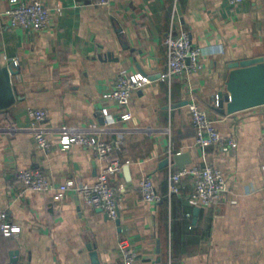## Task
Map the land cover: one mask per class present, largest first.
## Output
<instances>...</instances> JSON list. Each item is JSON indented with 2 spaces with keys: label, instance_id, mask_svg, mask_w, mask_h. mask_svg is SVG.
<instances>
[{
  "label": "crops",
  "instance_id": "crops-1",
  "mask_svg": "<svg viewBox=\"0 0 264 264\" xmlns=\"http://www.w3.org/2000/svg\"><path fill=\"white\" fill-rule=\"evenodd\" d=\"M38 1L50 10L46 30L11 27L0 17V69L18 61L10 77L15 104L0 110V207L20 227L11 236L0 231V264H91L87 243L99 264H121L122 239L137 253L135 264H264V105L233 113L214 108L217 93H227L230 63L261 58L257 64L264 66V0L232 6L226 0ZM8 6L0 0V13ZM171 26L186 29L201 47L198 72L161 76ZM121 70L150 79L132 93L128 121L102 99ZM4 85L0 74V98ZM190 98L214 119L220 135L236 139V147L212 145L200 156L185 104ZM27 106L46 109L48 116L35 125ZM40 126L106 139L122 133L120 149L109 155L122 166L111 176L122 205L116 219L75 191L54 200L52 192L19 185L16 173L24 168L54 184L91 183L100 169L93 152L81 146L39 149L32 132ZM178 152L189 154L188 165L209 163L222 171L226 186L217 201L197 204L189 178L178 194L167 196L169 172L177 167L165 160ZM145 175L162 197L156 204L141 200Z\"/></svg>",
  "mask_w": 264,
  "mask_h": 264
},
{
  "label": "built area",
  "instance_id": "built-area-1",
  "mask_svg": "<svg viewBox=\"0 0 264 264\" xmlns=\"http://www.w3.org/2000/svg\"><path fill=\"white\" fill-rule=\"evenodd\" d=\"M8 1L9 6L0 13V17H5L11 27L33 31H42L48 28L50 10L46 5L38 0ZM92 1L100 6H107L110 2V0ZM243 1L226 0L231 6L241 4ZM56 11L60 13L59 8H56ZM163 44L166 47L167 63L162 77L171 79L176 76H189L202 69L203 64L199 61L202 49L193 43L191 35L186 29H176L171 26L164 36ZM11 64L17 67V59H12ZM149 82L150 79L146 75L121 70L117 73L112 86L102 93V99L106 104H112L118 109L116 116L120 120L128 121L132 117L128 109L132 93ZM186 106L190 114L191 125L195 131L194 141L201 151L200 156H203L204 149L208 146L236 147V139L220 135L214 126V119L198 105L194 98H190ZM25 111L35 125L42 123L48 116L47 110L43 108L27 106ZM101 113L106 119L111 118L107 106L101 107ZM121 134L118 132L115 138L106 139L103 136L87 132L71 131L66 126L34 127L32 137L39 149L50 151L54 145L61 149H69L72 145L81 146L93 152L95 158L100 162V169L91 183H75L68 180L61 184H54L41 171L24 168L16 173L18 183L27 190L52 192L54 200L62 199L67 191H75L85 204L100 208L109 218L116 219L122 205L118 187L111 182V176L120 173L122 166L117 160H111L109 155L120 149ZM50 135L56 137V144L50 139ZM170 157L171 153L168 155V159ZM184 178L190 179L192 184L191 197L200 206H207L217 201L226 186V179L222 171L209 163L181 165L169 172L167 196L180 192L181 182ZM138 191L141 200L145 203L156 204L162 200L149 175L140 179ZM0 231L6 236H11L20 231L17 224L8 221L7 213L1 207ZM118 247L121 264H135L137 253L129 246L128 242L122 239ZM3 264L15 263L6 262Z\"/></svg>",
  "mask_w": 264,
  "mask_h": 264
},
{
  "label": "water",
  "instance_id": "water-1",
  "mask_svg": "<svg viewBox=\"0 0 264 264\" xmlns=\"http://www.w3.org/2000/svg\"><path fill=\"white\" fill-rule=\"evenodd\" d=\"M260 60L261 58H253L230 63V68L233 69L230 71L228 81L226 82L227 93H217L216 105L214 107L217 112L233 113L264 105V66L257 64ZM0 72L1 78L5 83L0 98V110H5L15 103L10 77L16 74L18 69L9 64L1 67ZM165 161L172 164L173 167H178L191 163V158L187 152H178L172 158H167ZM86 248L89 251L91 264H99L94 245L87 243Z\"/></svg>",
  "mask_w": 264,
  "mask_h": 264
}]
</instances>
